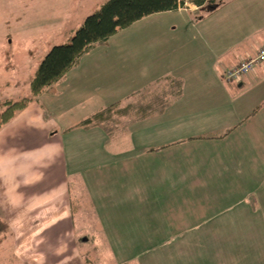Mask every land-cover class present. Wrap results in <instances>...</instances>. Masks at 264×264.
<instances>
[{
    "label": "crops",
    "instance_id": "obj_1",
    "mask_svg": "<svg viewBox=\"0 0 264 264\" xmlns=\"http://www.w3.org/2000/svg\"><path fill=\"white\" fill-rule=\"evenodd\" d=\"M185 1L184 8L166 12L182 16L180 33L160 34L143 51L122 50L131 42L116 50L94 48L51 92L40 94L1 128L0 153L6 158L0 159V177L16 187L10 198L21 241L18 249L14 244V262L0 264H84L85 253L92 264H264V64L240 83L222 78L224 69L256 55L264 44V24L256 23L254 13L257 8L262 12L264 3L229 0L213 16L193 22L185 14L198 15L200 9ZM253 2L249 15L244 8ZM203 23L206 30L194 33ZM171 26L166 32L176 30ZM168 79L180 83V96L162 110L150 109L138 121L128 119L125 128L110 134L79 126L123 101L165 94L176 85ZM228 133H260L263 142L248 149L224 147ZM92 144L94 156L83 161L82 148ZM244 151L250 160L240 159ZM198 154H207L205 163L196 165ZM195 170H205V177H193ZM87 171L94 175L86 177ZM77 176L79 191L93 190V202H99L94 233L82 231L83 254L69 199L70 177ZM40 185L46 187L31 191ZM159 187L161 200L154 193ZM143 190L146 201L163 204L158 214L145 212L136 227L129 213ZM125 202L131 208L119 217L121 222L109 218L105 228L98 213L110 216V207ZM166 208H179L172 222ZM30 217L33 227L21 231V220ZM7 223L0 233L13 235L12 223ZM26 234L34 235L30 249L24 244ZM22 247L31 251L27 258ZM135 247L141 260L115 261L113 253L119 256L118 251Z\"/></svg>",
    "mask_w": 264,
    "mask_h": 264
},
{
    "label": "rangeland",
    "instance_id": "obj_2",
    "mask_svg": "<svg viewBox=\"0 0 264 264\" xmlns=\"http://www.w3.org/2000/svg\"><path fill=\"white\" fill-rule=\"evenodd\" d=\"M105 1L107 0H0V113L4 110L5 105L2 104L7 99L18 101L28 95L30 82L34 78V75L40 63L46 56L47 52L54 46L69 42L71 35L79 28L84 19L88 15L92 14L95 10H97L99 6ZM188 3L192 4V2L190 1H188ZM215 3H220V1H217ZM247 5L248 6L244 9L245 11H249V15H251L252 10H250V8L251 6L256 4L255 2H253L252 4ZM215 12H213L211 15L213 16ZM224 13L225 12H223L221 15H218L216 18L222 19ZM254 13L256 15V23L258 25H263L264 9L261 12L260 9L257 8ZM185 15L186 19L188 17L190 21L193 22L201 20L203 21L211 16L207 15L200 19L199 17L202 15V13L200 12H198V15L190 12ZM245 15L247 16V14ZM181 19V15H167L166 13H159L148 16L140 20V22L138 21L135 26L128 28L127 30L125 29L118 32L120 34L118 36H115L108 43V45L106 44L104 46H106L105 48L111 47L112 49L116 50L118 48H121L124 43L125 46H127V44L131 42V46H127V49H125L126 47L122 48V50H148L147 47L152 44L151 42H153L150 40L158 41L160 34L180 33ZM169 25H172L171 27H175L176 30H174V32H166V28H168ZM204 30H206V23L199 25V27L194 30V33L199 35ZM258 34L261 35L262 33ZM145 40H149L150 42H145ZM155 53L159 54V49H156ZM257 108L258 107L256 106L251 111L252 116H255ZM261 135L264 137V133H261ZM227 139L228 141L226 143V146L224 147H239L241 145L246 149L254 147L257 141L263 142L264 140L260 139V133H228ZM94 148V144L82 148L83 161L87 160L91 156H94L93 153H90L94 150ZM243 153L244 155L240 156L241 160L244 159L245 161H248L252 158V155H250L249 153L245 154V151ZM193 156L195 157V155ZM196 156L198 157L197 161H195L196 165L205 163L207 154H198ZM1 158L5 159L6 157L2 155L0 159ZM48 170L49 168L45 171L48 172ZM68 172L72 173V170L69 169ZM205 172V170H195L193 172V177H205L203 176ZM93 175L94 174H91V171H87L86 177ZM184 175L189 176V173H184ZM79 177L80 176L70 177L71 195L69 196V199L71 200L70 207H72L71 223L74 227L77 237L76 243L80 249L81 254H83L82 231L84 234L94 233V226L92 224V222L94 221V208L98 206L99 202H93V190H88V194L85 192L84 188L82 192L79 191ZM176 177L180 178L181 174L179 176L176 175ZM121 182L125 184L126 180L121 179ZM134 183L136 184L137 181H134ZM13 184V180L7 179L5 177H0V217L7 218V221L4 218H0V222H5L7 224V227L9 226L7 222H11V233L13 234L5 235L0 233V262L6 260L7 263L14 262V260L17 258L15 252L14 254L16 258L13 256L14 244L16 245L15 249H18L21 241V237L17 232H15V229L13 227L14 222L15 224L18 223V220L13 217L14 202L13 199L10 198L11 196H13V193H11L12 189L16 188L13 186ZM45 187L46 185H40L34 188V191H31L38 192L40 189L42 190ZM17 188L25 191L26 193L27 189L22 188L20 183H18ZM154 193L157 194V197L160 193V196L158 198L160 200L163 199L164 196H161V187H159V191H156ZM134 194L137 197V191H134ZM89 195L91 196V199ZM120 195L121 194H119V196ZM140 200H143L145 202H141ZM102 204L103 203L99 205V208H101L100 206ZM161 204H163V202L146 201L144 199L143 190L139 197L136 198V201L135 203H133L132 208L129 203L125 202L123 205L117 204V207L115 208L110 207V216L104 215L103 212L98 213V215L100 214V218L102 221L105 220L104 227L107 228L109 218L112 222H115L117 220V222L120 223L121 220L119 217L123 215L122 213H126L131 208L132 210H130L129 213L132 215L131 222L133 225L134 223H136V227H138L137 220L142 219L140 217H142L145 212L158 214L161 211ZM166 210L168 212L170 211V218L172 220L169 221L172 222L176 217V212H179V208H176L175 210L166 208ZM33 222L34 221L31 217L23 218L20 223L21 231L25 229L29 230V228H32ZM132 224L125 223L126 226L133 227ZM22 225L28 227H23ZM23 236L24 239L26 237L28 238L26 240H23L26 248L30 249L29 244L32 241L31 239H34V235L26 234ZM42 238L43 235H38V239ZM22 250L24 252L22 253V255L24 254V256L31 253V251L24 250L23 247ZM118 252L120 253L119 256L113 253L115 261H119L121 258L126 257H128V259L135 258V260H138V258H140L141 260L142 258L137 247H135L134 251L120 250ZM27 257L28 255L25 258Z\"/></svg>",
    "mask_w": 264,
    "mask_h": 264
},
{
    "label": "trees",
    "instance_id": "obj_3",
    "mask_svg": "<svg viewBox=\"0 0 264 264\" xmlns=\"http://www.w3.org/2000/svg\"><path fill=\"white\" fill-rule=\"evenodd\" d=\"M217 1L220 3H215ZM227 1L229 0H192L191 2L200 9L199 12L202 15L199 18L201 19L211 15ZM185 2V0L105 1L84 19L79 28L71 35L69 42L54 46L47 52L30 82L28 95L18 101L7 99L2 104L5 106L0 113V130L40 94L51 92L50 89L52 90L55 85L61 83L66 74L77 67L80 59L91 50L106 45L108 40L118 32L148 16L184 8ZM168 80L176 85L165 94L158 93L150 98H145L148 99L144 101L145 105L141 100L129 102L126 100L94 113L82 121L79 126L99 127L110 134L115 129L125 128L128 119L138 121L142 117L150 115L148 112L150 109L162 110L180 96V83L174 79ZM7 229V224L0 222V232ZM83 257L84 264H92L88 253H85Z\"/></svg>",
    "mask_w": 264,
    "mask_h": 264
},
{
    "label": "built area",
    "instance_id": "obj_4",
    "mask_svg": "<svg viewBox=\"0 0 264 264\" xmlns=\"http://www.w3.org/2000/svg\"><path fill=\"white\" fill-rule=\"evenodd\" d=\"M262 64H264V44L256 55L241 60L234 67L224 69L222 78L225 82L240 83L245 75L250 74L257 66Z\"/></svg>",
    "mask_w": 264,
    "mask_h": 264
}]
</instances>
